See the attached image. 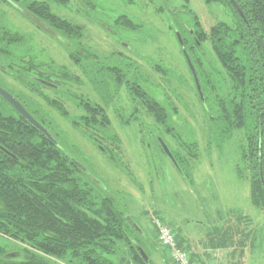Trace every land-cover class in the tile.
Here are the masks:
<instances>
[{"label": "trees", "instance_id": "16d2710c", "mask_svg": "<svg viewBox=\"0 0 264 264\" xmlns=\"http://www.w3.org/2000/svg\"><path fill=\"white\" fill-rule=\"evenodd\" d=\"M204 1L227 8L232 20L220 21L206 30L194 10L184 8L174 14L188 13L191 25L182 22L177 29L196 69L205 102L198 91L197 94L201 104L208 106L209 111L206 107L204 110L208 111L211 128L217 127L225 137H230L238 129L244 131L246 145L242 154L245 168L239 167V174L249 180L252 203L263 208L264 0ZM116 22L126 29H137V25L126 16ZM50 24L54 31L50 34L60 37L67 49L70 47V57L76 66L84 68L94 87L103 93L100 95L105 105L113 97L110 82L115 83L116 89L125 84L132 100L139 98L146 105L157 126L162 127L167 135L181 140L182 148L187 146L175 133L170 110L138 83L142 77L138 68L125 64L122 69L106 61L109 67L104 69L98 64L99 59L89 54L86 56V50L78 49L82 47L83 26L65 18L59 20L56 16L50 19ZM29 38L30 35L20 32L0 31L1 72L13 75V68L17 65L12 63L15 62L13 48H24ZM205 43L210 46L211 63L205 58ZM29 62L19 64L20 69L16 68L18 73L14 76L31 93L37 91L23 73L33 69L35 75L49 81L54 82L56 78L59 88L69 90L66 85L58 83L60 78L82 83L80 77L66 66L60 73H53L46 71L51 67L48 63L40 62L41 65L36 67ZM156 70L163 72L160 65ZM107 74H111L106 76L111 81L104 80ZM101 75L103 77L99 79ZM52 90L62 93L61 89ZM15 95L56 142L49 140L0 96V235L22 245L16 257H9L10 251L0 244V264H151L150 257L146 262L138 250L139 246L147 253L140 233L126 217L125 205L80 168L77 162L85 164L77 157L75 145L64 146L61 133L50 123L45 109L26 94ZM37 96L46 99L65 119L71 120L74 129L100 145L104 154L114 160L115 150L107 143L116 149L120 148L121 141L112 133L110 118L103 105L83 94L67 91V99L74 101L79 108L78 113L70 118L57 98L50 100L43 95ZM131 120L134 119L129 117L124 122L130 124ZM156 143L164 152L157 139ZM194 145L188 144L191 148ZM168 147L177 161V168L184 174L182 163L188 160L191 151L189 153L187 147L185 150Z\"/></svg>", "mask_w": 264, "mask_h": 264}, {"label": "rangeland", "instance_id": "374dc122", "mask_svg": "<svg viewBox=\"0 0 264 264\" xmlns=\"http://www.w3.org/2000/svg\"><path fill=\"white\" fill-rule=\"evenodd\" d=\"M184 8L194 10L206 30L220 21L232 20L227 8L209 5L204 0H67L65 7L58 8L65 19L83 26V48L78 49L86 50V56H95L104 69L109 65L106 61L122 69H125V64L139 69L142 77L138 83L170 110V122L175 133L185 141L189 153L191 151L188 160L182 163L184 174L156 143V139L162 138L172 149H177L182 148L181 140L164 133L146 105L139 98L132 100L125 84L116 89L115 83L107 79L111 74L99 77L111 81L109 88L113 97L105 105L100 95L103 93L94 87L84 68L76 66L70 57V47L67 49L53 36L30 27L11 10L0 14V23L33 36L30 45L13 48L15 62L12 63L17 64L16 59L26 57L37 66L41 65L40 62L48 63L51 67L46 71L53 73H60L66 66L80 77L82 83L60 78L58 83L66 85L69 90L62 88L59 94L29 82L37 91L31 93L20 79L16 81L10 77L18 73L16 68L20 66L15 65L13 75L0 71V84L14 94L28 95L45 109L50 123L61 133L64 146L75 145L76 155L86 165L89 174L125 205L128 215L141 229L136 230L141 235L151 264H173L158 241L156 217L172 228L178 240H182L183 247L187 243L204 246L213 259L216 253L210 251L213 243L230 237V233L237 229L235 237L232 236L237 244L235 262L264 264V207L252 203L249 180L239 174V167L245 168L242 154L246 145L244 131L238 129L230 137H225L217 127L211 128L209 124L208 106H205L208 111L204 110L199 100L193 74L176 36L180 23L191 25V16L181 12ZM177 10H181L180 13L174 14ZM121 16L130 18L137 29L132 31L120 26L116 20ZM206 45L207 51H203L211 63L210 46ZM82 63L85 64L84 61ZM155 65H160L163 72H157ZM32 73L23 74L30 76ZM67 91L83 94L106 108L110 129L121 141L120 148L116 149L107 143L115 150L114 160L104 154L100 145L74 129L71 120L65 119L46 99L37 96L43 95L50 100L57 98L71 118L79 108L74 101L67 99ZM129 117L134 120L125 124ZM193 143L192 148L188 146ZM241 235L243 240L240 244ZM0 244L6 246L9 253L22 250L20 243L2 235Z\"/></svg>", "mask_w": 264, "mask_h": 264}, {"label": "flooded vegetation", "instance_id": "af4514ba", "mask_svg": "<svg viewBox=\"0 0 264 264\" xmlns=\"http://www.w3.org/2000/svg\"><path fill=\"white\" fill-rule=\"evenodd\" d=\"M65 3H66V0H0V14H5L6 10L7 11L11 10L12 12H14V14L18 15L23 20H25L30 27L34 28L35 30L37 29L40 32L47 33L48 35L52 36L50 33H54V31L50 26L51 25L50 19H52L53 16H56L59 20L64 19V16L58 12V8L65 7ZM107 29H109V28H107ZM3 30H9L12 32H22L21 29L19 30L14 26H7L4 23H0V31H3ZM112 32H114V31H112ZM54 38L60 42V39H59L60 37L56 38L54 36ZM32 40H33V36L32 37L30 36L26 45H30L32 43ZM62 43H64V41ZM16 60L18 61L17 65L22 64L25 61L31 62V59L27 60L26 57H19ZM36 67H38V66H36ZM17 69H20V67H17ZM32 72L33 73L30 76H27L28 80H30L32 82V84L38 83V84H40V86L43 85L45 88H49V89H58V90L62 89V88H59V86L56 83H54L53 81H49L48 79L42 77L39 74L35 75L34 69L32 70ZM10 77L16 81H19V79L15 76H10ZM44 82L51 83L53 86L47 85ZM0 85H2V84H0ZM2 86L5 89H7L9 92H11L16 97V95L14 94V92L11 89H8L4 85H2ZM62 97L64 99L65 95L62 94ZM95 103H97V102H95ZM83 166L85 168H83L82 170L85 173L89 174V171H88V168L86 167V165H83Z\"/></svg>", "mask_w": 264, "mask_h": 264}, {"label": "water", "instance_id": "95a60500", "mask_svg": "<svg viewBox=\"0 0 264 264\" xmlns=\"http://www.w3.org/2000/svg\"><path fill=\"white\" fill-rule=\"evenodd\" d=\"M237 6V5H236ZM238 8V6H237ZM176 36H177V39L182 47V51L186 57V60H187V63L190 67V70L193 74V78H194V81H195V85H196V88H197V91H198V94L201 98V100L203 102H205V98H204V93H203V90H202V87H201V84H200V81H199V78H198V75H197V72H196V69L191 61V58L188 54V51H187V48L185 46V42H184V39L180 33V31H177L176 32ZM45 84L47 85H51L53 86L51 83H48V82H44ZM0 96L5 99L9 104H11L16 110L17 112H19V114H21L27 121H29L36 129H38L41 133H43L49 140H51L52 142H56L55 139L53 138L52 134L48 131L47 128H45L41 123H39L32 115L31 113L26 109V107L11 93L9 92L7 89H5L2 85H0ZM159 143L161 144L164 152L168 155V157L173 161V163L178 167V164H177V161L173 155V153L171 152L170 148L168 147V145L166 144V142L160 138L159 139ZM77 164L83 169L85 168L81 163L77 162ZM126 217L129 218L130 222L132 223V225L138 229L139 231H141V229L139 227H137V224L129 217V215L127 214ZM138 250L140 251V254L141 256L144 258V260L146 262L149 261V256L147 255V253L141 248L138 246ZM18 255V253H8L7 256L9 257H16Z\"/></svg>", "mask_w": 264, "mask_h": 264}, {"label": "crops", "instance_id": "0c3cea01", "mask_svg": "<svg viewBox=\"0 0 264 264\" xmlns=\"http://www.w3.org/2000/svg\"><path fill=\"white\" fill-rule=\"evenodd\" d=\"M236 230H234V233H230V237H227L226 239L220 238L219 240L217 239L215 243H213L214 246H211L212 249L210 250L211 252H216L215 253V260L211 256L210 253L205 250L204 246H197L195 244H190L187 243L184 247L181 245L182 240H178V243L180 247L185 249L191 258V261L193 264H237L235 262V257H236V238H233L232 236L235 237ZM177 236V235H176ZM239 236V235H237ZM243 236L241 235L240 238V244ZM178 239V236H177ZM223 248V249H221ZM220 249V252H219ZM218 253H221L220 255ZM222 256V260L221 257Z\"/></svg>", "mask_w": 264, "mask_h": 264}, {"label": "built area", "instance_id": "2783aa9c", "mask_svg": "<svg viewBox=\"0 0 264 264\" xmlns=\"http://www.w3.org/2000/svg\"><path fill=\"white\" fill-rule=\"evenodd\" d=\"M158 229V241L166 250L173 264H193L189 253L180 247L176 234L160 217L154 219Z\"/></svg>", "mask_w": 264, "mask_h": 264}]
</instances>
